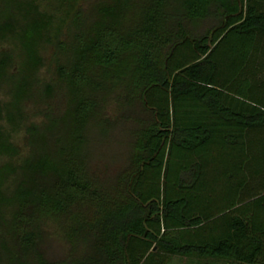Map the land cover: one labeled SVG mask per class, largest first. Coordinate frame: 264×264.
I'll list each match as a JSON object with an SVG mask.
<instances>
[{"label": "trees", "instance_id": "trees-1", "mask_svg": "<svg viewBox=\"0 0 264 264\" xmlns=\"http://www.w3.org/2000/svg\"><path fill=\"white\" fill-rule=\"evenodd\" d=\"M171 255L264 264V0H0V264Z\"/></svg>", "mask_w": 264, "mask_h": 264}, {"label": "rangeland", "instance_id": "rangeland-1", "mask_svg": "<svg viewBox=\"0 0 264 264\" xmlns=\"http://www.w3.org/2000/svg\"><path fill=\"white\" fill-rule=\"evenodd\" d=\"M209 23L203 22L198 26V30H204L208 27ZM121 109L117 107L114 99H110L105 107L104 116L111 120L119 118ZM137 118L144 116L143 111L138 109L133 114ZM133 122L130 120H123L116 122L113 127L109 130L108 142L104 145H97L94 149L93 158V169L96 174L103 175L106 171L115 172L124 163L122 155L119 156L118 160H114L113 153H124L127 149V141L129 138V129L132 127ZM14 140L20 145L22 153L26 151L24 132L20 131L14 136ZM114 160V162H113ZM47 233L45 249L47 256L51 258H61L67 253L68 243L65 241L61 230L53 223L48 221L45 226ZM208 262V264H237L232 261L224 260L222 258L213 257H197V256H186V255H171L164 258L163 264H201Z\"/></svg>", "mask_w": 264, "mask_h": 264}]
</instances>
